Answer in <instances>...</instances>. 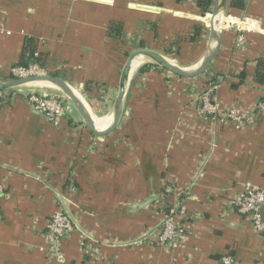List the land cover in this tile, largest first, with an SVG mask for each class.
Wrapping results in <instances>:
<instances>
[{
  "label": "crops",
  "instance_id": "obj_1",
  "mask_svg": "<svg viewBox=\"0 0 264 264\" xmlns=\"http://www.w3.org/2000/svg\"><path fill=\"white\" fill-rule=\"evenodd\" d=\"M198 1L0 0V81L28 60L32 46L44 56V75L65 80L95 119L107 120L132 52L172 56L188 69L200 65L211 14L205 20ZM238 18L259 23L245 33L243 46L233 27ZM209 86L217 87L221 108L255 120L203 116L199 97ZM25 91L66 99L50 85ZM3 95L0 264H222L224 255L264 264V237L232 207L244 189H264V111H256L264 96V0H228L221 47L206 74L186 79L138 66L120 123L105 135L94 134L75 110L54 126L20 88ZM150 164L172 192L140 214L119 217L120 206L141 196L142 168ZM61 198L84 230L103 241L134 240L168 217L184 226L185 237L177 246L153 239L98 244L87 255L79 229L60 240L49 232Z\"/></svg>",
  "mask_w": 264,
  "mask_h": 264
},
{
  "label": "water",
  "instance_id": "obj_2",
  "mask_svg": "<svg viewBox=\"0 0 264 264\" xmlns=\"http://www.w3.org/2000/svg\"><path fill=\"white\" fill-rule=\"evenodd\" d=\"M227 7L228 0H213L211 19L208 26V48L200 65L194 69L184 68L168 57L152 50L139 49L132 52L128 56V60L122 70L119 93L115 100L111 116L107 120H102V123L100 125L97 124L96 119L89 112L88 108L81 100L80 95L65 80L57 76L38 75L30 76L27 78H9L0 81V92L16 90L29 84L47 83L50 86L57 88L66 97V99L69 100V102L74 106L77 113L83 118L85 123L89 126L94 134L105 135L117 128L120 123L124 111L129 79L133 70V66L136 62H138L140 65L155 66L175 76L186 79H193L208 72L212 61L217 56L221 47L222 33L224 31V18L226 17ZM39 114L46 117V114L44 113ZM101 129L106 130L101 131ZM142 169L144 175L142 194L135 202L120 206L117 210V215L119 217H127L130 215L140 214L159 202L164 197L165 192H172L170 188L165 189L164 183L162 181V173H159L153 165L150 164L149 166H144ZM61 202L64 211L70 217L77 229H79L85 237L91 239V241H93L94 243L104 246H127L140 244L147 238L152 236L154 233H156L158 230H160L164 223L170 219V217L166 218L158 227L149 230L148 232L134 240H130L127 242L103 241L84 230L78 218L74 214L71 205L66 199L61 198ZM261 214L264 220V203L262 205Z\"/></svg>",
  "mask_w": 264,
  "mask_h": 264
},
{
  "label": "built area",
  "instance_id": "obj_3",
  "mask_svg": "<svg viewBox=\"0 0 264 264\" xmlns=\"http://www.w3.org/2000/svg\"><path fill=\"white\" fill-rule=\"evenodd\" d=\"M258 26L259 23L250 18H243L242 20L238 18L237 24L233 26L239 33L237 37V45L243 46V44H245V33L249 32L250 30H258ZM39 55L40 53L36 52L35 56L39 57ZM38 75H44L42 73V67L39 63L31 64L29 66H16L12 68L10 72L11 78H27L30 76ZM216 88V86H209L199 97V102L201 104L200 113L203 116L210 118L213 121L230 122L235 124H242L245 121L253 122L255 120L254 114H251V116H247L238 108H221V106L216 102L213 96ZM3 93L4 92H0V101L4 100ZM27 100L31 104V106H33V109L35 111L46 114V117L54 126H59L65 116L67 114H70L73 109L72 104L65 98L42 95L38 92H32L28 94ZM256 111H264V96L262 100L257 104ZM3 195L4 187L0 183V202ZM263 203L264 189L259 187L246 188L243 191L237 193L232 199L233 209L240 216L249 219V221L253 224L255 230L264 237V220L261 214ZM48 229L50 234L56 240L69 237V235L78 230L63 208L58 210L52 216V220L49 224ZM155 234L156 233H154L153 235ZM157 237V242L161 246H177L184 240L185 228L182 224H179L174 219L170 218L164 223V225L160 229V232L157 233ZM89 242L95 246L93 248V245L89 247ZM81 246L83 249H85V254L87 255H89L90 252L95 254L99 251V245L96 243L94 244V242L92 243L91 239L85 237L84 235ZM221 263L238 264L237 260L231 255H224L221 259Z\"/></svg>",
  "mask_w": 264,
  "mask_h": 264
},
{
  "label": "trees",
  "instance_id": "obj_4",
  "mask_svg": "<svg viewBox=\"0 0 264 264\" xmlns=\"http://www.w3.org/2000/svg\"><path fill=\"white\" fill-rule=\"evenodd\" d=\"M197 5H198V8L201 10L202 14L206 15V13H211L213 0H199L197 2ZM231 6L233 8L243 9V5H241L240 3L233 2L231 4ZM31 47H29V49H31V50L29 51V58H27L28 60L25 61L24 63H22L21 66H29V65L35 64V63H39L40 65H42L41 64L42 63V58L44 60V56L39 55V57H36L35 54H36L37 50L34 47H32V48ZM259 78H260V76H259ZM169 213H170V211L166 210V214L168 215ZM158 232H160V230H158L155 235H153L152 237L148 238L146 241L153 239L152 243L153 244L154 243L157 244V239H158L157 233Z\"/></svg>",
  "mask_w": 264,
  "mask_h": 264
},
{
  "label": "bare ground",
  "instance_id": "obj_5",
  "mask_svg": "<svg viewBox=\"0 0 264 264\" xmlns=\"http://www.w3.org/2000/svg\"><path fill=\"white\" fill-rule=\"evenodd\" d=\"M218 20V19H217ZM140 64L138 63V62H136L135 64H134V66H133V70H132V72L133 71H135L137 68H138V66H139ZM27 87H43V86H49V84H47V83H36V84H29V85H26ZM82 100V99H81ZM84 104H86V103H84ZM86 106V105H85ZM96 122H97V124L98 125H100L101 123H102V120H99V119H96Z\"/></svg>",
  "mask_w": 264,
  "mask_h": 264
},
{
  "label": "rangeland",
  "instance_id": "obj_6",
  "mask_svg": "<svg viewBox=\"0 0 264 264\" xmlns=\"http://www.w3.org/2000/svg\"><path fill=\"white\" fill-rule=\"evenodd\" d=\"M211 13H208L207 14V16H209ZM207 16H205V20H206V18H207ZM204 20V24H205V26H207L206 25V21ZM171 58H173L174 59V57H172L171 56ZM171 58H169V59H171ZM20 89H22L23 90V93H26L27 95H28V93L30 94V93H32V92H34V91H25V90H36V89H39V87H27V86H23V87H21ZM64 96V95H63ZM61 98V97H60ZM72 107H73V109H72V111L73 110H75V108H74V106L72 105ZM76 111V110H75ZM93 243V242H92ZM95 244V243H94Z\"/></svg>",
  "mask_w": 264,
  "mask_h": 264
}]
</instances>
